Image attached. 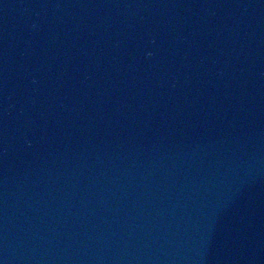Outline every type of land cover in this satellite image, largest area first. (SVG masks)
<instances>
[{"label":"water","instance_id":"95a60500","mask_svg":"<svg viewBox=\"0 0 264 264\" xmlns=\"http://www.w3.org/2000/svg\"><path fill=\"white\" fill-rule=\"evenodd\" d=\"M0 264H264V0H0Z\"/></svg>","mask_w":264,"mask_h":264}]
</instances>
